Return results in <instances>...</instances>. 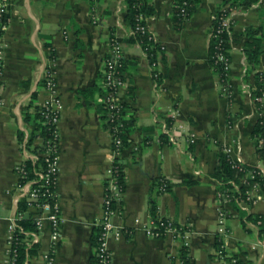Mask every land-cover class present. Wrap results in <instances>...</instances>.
Returning a JSON list of instances; mask_svg holds the SVG:
<instances>
[{"label":"crops","instance_id":"0c3cea01","mask_svg":"<svg viewBox=\"0 0 264 264\" xmlns=\"http://www.w3.org/2000/svg\"><path fill=\"white\" fill-rule=\"evenodd\" d=\"M152 1L155 13L147 24L164 47L157 59L159 84L142 46L127 41L131 28L126 0H96L97 23L92 21L90 0H9L8 25L1 37L0 264H9L8 228L18 207L33 218L42 213L20 196L16 167L41 138L27 146L22 142L39 124V118L28 120L25 114H34L47 98L42 82L46 66L63 101L57 184L62 222L53 264L95 262L92 238L102 216L107 169L113 163L112 134L100 95L112 36L124 51L122 74L127 86L122 95L129 144L120 158L126 185L120 212L113 219L124 236H109L111 264H185L184 247L192 264H227L231 257L242 264H264V234L251 225L250 230L244 228L231 204L226 206L231 216L224 226L220 224L218 181L212 176L220 146H231L233 161L264 167L252 137L258 112L251 94L254 79L244 80L245 55L234 43L229 72L232 95L226 98L208 61L212 20L221 0H197L181 29L174 23L175 0ZM232 19L235 30L264 24L258 5L236 8ZM89 89H93L89 95L83 94ZM173 109L180 110L177 122L195 134L196 142L184 137L173 144L162 136V124ZM161 177L172 186L165 192L156 189L157 213L187 234L147 233L153 180ZM247 209L264 215V194L248 202ZM219 236L224 255L216 247ZM37 238L38 253L30 256L28 264H47L53 242L51 222L44 214Z\"/></svg>","mask_w":264,"mask_h":264},{"label":"built area","instance_id":"2783aa9c","mask_svg":"<svg viewBox=\"0 0 264 264\" xmlns=\"http://www.w3.org/2000/svg\"><path fill=\"white\" fill-rule=\"evenodd\" d=\"M91 1V0H90ZM192 0H184L182 12L186 13V6L192 4ZM8 5L9 0H0V77L3 72L4 63V51L1 44V37L8 25ZM214 17V16H213ZM97 9L92 7V21L98 22ZM221 24L216 29L212 28L210 38L219 35L223 30L227 29L232 32L234 21L232 19V13L223 16L221 18ZM141 29L149 30L147 26H140ZM150 31V30H149ZM151 32V31H150ZM152 33V32H151ZM67 35V30L64 31ZM153 35V34H152ZM154 37V36H153ZM155 39V38H154ZM156 41V40H155ZM234 46V43H232ZM110 54L104 60L103 81L102 88L105 90L102 96V107L106 113L107 119L113 123V127L110 129L112 134V157L113 163L107 169V180L105 194L102 205V216L98 222L101 227V233L98 237V245L96 246L95 256L96 261L94 264H111L112 252L108 245L110 235H114L116 238L124 236V232L121 228L117 227L113 221L114 217L120 212L119 203L123 196L125 187L119 182L118 165L116 161L121 158L122 151L124 149L123 139L120 136L122 132H127V127L124 125L126 118L125 112V100L122 95L123 89L127 86V82L123 77L122 70L124 67V51L120 41L112 38L110 40ZM217 62L224 63V70L229 73L232 68V57L226 55L223 51H218ZM152 65L153 76L156 82L159 84L161 74L158 69V62H154ZM42 82L47 94L45 102L39 107L38 111L41 113V117L38 122L45 124L50 129V136L48 138L41 137L35 146L34 151L31 153L26 150V159L20 162L16 169L18 174V189L20 190V196L24 197L27 206L36 207L41 210V214L35 217L36 230L32 233V236L24 239L23 243L27 246L38 241V230L43 226V214L51 222L52 226V242L53 250L46 255L47 264H53L54 261V248L61 238V210L58 202V177L60 172V130L59 122L62 114L63 101L60 94V90L57 87L55 77L49 66H46L42 75ZM219 82V80H218ZM220 94L226 98H230L232 95L231 88L222 89L219 82ZM260 103L262 109L257 108L258 117L262 115L264 109V92L256 98ZM4 100L1 95V79H0V105ZM180 110L173 109L170 118L162 124V136L167 138V141L173 144H179L181 139L186 137L190 143L196 142V136L193 132H190L182 122H177ZM29 136H25L22 140L24 146H27ZM264 146V139L259 138L258 147ZM224 151L229 155L232 151L230 145L224 146ZM43 158L46 162L45 167L36 169V177H29V170L26 166L28 159L37 161L39 158ZM264 162V156L260 158ZM236 164L242 166L244 162L234 161ZM121 170L124 172V166L121 164ZM256 174H264V167L257 166L256 170H250L247 175L254 177ZM125 178V176H124ZM123 178V179H124ZM161 192L168 190L166 182H162L159 187ZM262 186L260 184L254 185L249 190V196L247 201L240 203L242 209L248 210V202H253L258 198H261L264 192H261ZM218 198L220 202L219 206V222L222 226L228 220L226 206L230 204V198L228 194L218 192ZM19 206L16 214L12 218L9 224L8 233V256L9 264H13L16 259L17 248L16 235L17 231L23 232V227L20 226L19 221L23 218L25 211ZM264 218V215H262ZM249 224L256 228H263L264 223L262 220L257 222L250 221ZM147 233L153 237H163L166 232L173 230L177 234H187L188 230L174 224L168 218L159 216L154 219L151 217V223L146 228ZM222 235H225V228H222ZM264 245V242H263ZM223 249V245H222ZM238 258L231 257L227 264H237ZM28 264V262L26 263Z\"/></svg>","mask_w":264,"mask_h":264},{"label":"trees","instance_id":"16d2710c","mask_svg":"<svg viewBox=\"0 0 264 264\" xmlns=\"http://www.w3.org/2000/svg\"><path fill=\"white\" fill-rule=\"evenodd\" d=\"M184 0H175L174 2V23L177 29H181L182 25L190 19L192 14L195 11V4L197 0H192V4L186 6V13L182 12ZM92 7L96 8V0H91ZM127 4V15L126 20L131 28V34L127 38L129 42H137L139 43L144 51L146 52L150 63L157 62L159 54L163 53L164 47L155 41L152 33L146 29H141L140 26H148L147 19L155 13V8L153 6L152 0H126ZM258 5L260 8V14L262 18H264V0H221L218 8L214 13V17L212 20V28H217L221 24V18L232 13L236 8L240 7H253ZM97 9V8H96ZM1 34V30H0ZM114 38V36H112ZM111 38V39H112ZM238 44L241 46V49L246 58V70L244 74V80H249L251 77L254 79V86L251 89L252 98L255 102L257 108L262 109L260 103L256 100L258 96H260L264 92V68H260L261 57L264 53V24L259 26H247L243 30H235L233 25L232 32L225 29L219 35L210 38L209 40V48H208V61L210 66L212 67L214 73L218 77V80L222 86V89H229L230 86V76L229 73H226L224 70V63L217 62V53L218 51H223L226 55H231V50L233 48V44ZM54 54H52V58ZM125 78V77H124ZM91 90L89 89L83 94L89 95ZM95 93V90L92 92ZM105 90L102 88L101 96H103ZM262 115H260L257 119V123L252 132V137L254 140L255 151L258 154L259 158L264 156V146L258 147L259 138L264 139V109L262 110ZM26 119H34L42 118L41 113L37 110L34 114L26 113ZM104 117V116H103ZM107 118V116H106ZM129 121L126 119L124 125L128 126ZM106 124L111 129L113 127V123L107 119ZM50 129L45 124H37L36 130L28 140V144L33 143L34 139L37 137L48 138L50 136ZM123 139L124 146L129 144V139L127 137L126 132H122L120 135ZM118 165L119 171V182L122 185H126L124 178V172L121 170V159L116 161ZM27 169L29 170V177H36V169L40 167H45L46 162L41 157L37 161L33 159H28L26 161ZM257 166L249 165L244 163L242 166L236 164L231 156L224 151V146H220V150L218 153V164L217 167L212 174L214 178L218 181V192H222L224 194H228L230 198V204L234 207L237 212H239L242 224L244 228L250 230L249 222H257L258 220H262L264 223V218L262 215L257 214L254 215L248 212L245 209H242L240 203L248 200L249 190H251L254 185L260 184L262 186L261 192H264V174H256L254 177L248 176L247 173L250 170H256ZM162 182H166L168 186V190L171 189V183L164 177L154 179L152 184V195L150 198V213L151 217L157 220L159 218V214L157 213V205L155 201V193L156 189H158ZM185 183L191 184L192 181H185ZM159 191V190H158ZM228 218L231 216L229 211H227ZM20 226L23 227V232L17 231L16 235V244L17 248L16 259L13 264H26L31 255L38 253V245L34 244L32 246H27L23 243L24 239H27L32 236V233L36 230V221L32 216L27 217L25 214L23 218L19 221ZM259 232L264 234V227L258 228ZM101 233V227L98 226L94 235L93 242L97 246L98 245V237ZM223 240L219 236L217 240V250L220 255H224V250L222 249ZM182 258L185 264H192L190 262L189 256L187 254V249L184 247L182 250ZM94 261H96V256H94ZM237 264H242V262L238 259Z\"/></svg>","mask_w":264,"mask_h":264},{"label":"water","instance_id":"95a60500","mask_svg":"<svg viewBox=\"0 0 264 264\" xmlns=\"http://www.w3.org/2000/svg\"><path fill=\"white\" fill-rule=\"evenodd\" d=\"M26 216L29 217V214L27 213Z\"/></svg>","mask_w":264,"mask_h":264}]
</instances>
